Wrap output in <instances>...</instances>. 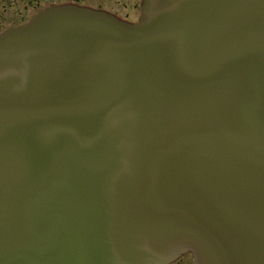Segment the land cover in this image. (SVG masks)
Returning a JSON list of instances; mask_svg holds the SVG:
<instances>
[{
  "label": "water",
  "instance_id": "1",
  "mask_svg": "<svg viewBox=\"0 0 264 264\" xmlns=\"http://www.w3.org/2000/svg\"><path fill=\"white\" fill-rule=\"evenodd\" d=\"M264 264V0L72 4L0 34V264Z\"/></svg>",
  "mask_w": 264,
  "mask_h": 264
},
{
  "label": "rangeland",
  "instance_id": "2",
  "mask_svg": "<svg viewBox=\"0 0 264 264\" xmlns=\"http://www.w3.org/2000/svg\"><path fill=\"white\" fill-rule=\"evenodd\" d=\"M140 1L141 0H138V6L136 7L135 11H131L130 16H120L118 14H116V15L120 16V18L125 19L129 22H137L140 15H141ZM52 2L53 3L75 2L78 4H87V5H90L92 7H95V5H97V3L100 2V0H27V12H26L27 15H25L21 19V21H23L26 18V16H27V20H28L30 18V16L37 9L41 8L44 5L52 4ZM21 4H22V1L17 2L15 4L14 0H11V1H9V3L7 5H5V7L0 6L1 13H4L6 16V19H7L8 13H10L12 11L17 12L18 10L23 9L22 7H18ZM10 5H11V7H10ZM109 10H112V9H109ZM14 21L17 24L20 22V18L15 17ZM11 25H13V24H11ZM171 264H192V256L190 253H185V254L181 255L175 262H173Z\"/></svg>",
  "mask_w": 264,
  "mask_h": 264
},
{
  "label": "flooded vegetation",
  "instance_id": "3",
  "mask_svg": "<svg viewBox=\"0 0 264 264\" xmlns=\"http://www.w3.org/2000/svg\"><path fill=\"white\" fill-rule=\"evenodd\" d=\"M11 0H0V6L5 7ZM22 4L19 5L18 7H22V10H18L17 12H10L8 13L7 19L4 13H1L0 10V31L6 29L9 26H14L17 24H20L21 22L25 21L26 18L21 21V19L27 15V0H14V3L16 4L17 2H21ZM138 6V0H100V2L95 5V7L100 8V9H112L109 10L115 14H118L120 16H130L131 11H135L136 7ZM11 7V5H10ZM109 8V9H108ZM19 9V8H18ZM15 17L20 18L19 23H15L14 19ZM13 24V25H11Z\"/></svg>",
  "mask_w": 264,
  "mask_h": 264
}]
</instances>
